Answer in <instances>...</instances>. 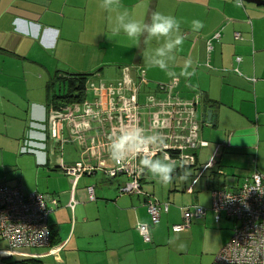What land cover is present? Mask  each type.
<instances>
[{"label":"crops","instance_id":"obj_1","mask_svg":"<svg viewBox=\"0 0 264 264\" xmlns=\"http://www.w3.org/2000/svg\"><path fill=\"white\" fill-rule=\"evenodd\" d=\"M121 3L135 19L147 21L158 10L186 21L174 70L179 73L191 57L196 88L179 77L174 92L187 103L196 93L201 95L196 117L200 139L207 142L195 150L192 168L218 176L216 185H227L222 189L229 191L237 190L254 170L264 173V5L241 0ZM99 4L100 0H0V179L58 202L55 207L48 204V225L51 247L59 251L33 248L25 259L42 264H223L215 257L232 235V220L216 223L207 208L204 217L173 232L172 225L182 222L181 208L187 206L170 207L150 228L152 241L146 243L137 225L150 223L145 204L149 193L120 195L118 188L129 178H107L101 172L80 177L73 189L71 176L49 166L48 84L57 75L86 74L97 83L106 76L115 83L122 77L121 67L137 65L145 71V93H156L158 83L172 80L144 65L143 44L129 48L123 34L108 39L109 13ZM193 19L204 24L198 32L190 28ZM208 109L216 114L214 122L201 121ZM62 156L66 165H73L80 160L79 145H66ZM90 161L113 166L109 159ZM149 177L145 172L141 186ZM88 186L94 187V199ZM197 205L206 208L188 207ZM0 247L7 248V242L0 239Z\"/></svg>","mask_w":264,"mask_h":264},{"label":"built area","instance_id":"obj_2","mask_svg":"<svg viewBox=\"0 0 264 264\" xmlns=\"http://www.w3.org/2000/svg\"><path fill=\"white\" fill-rule=\"evenodd\" d=\"M121 79L115 83H97L93 76L85 83V98L73 105L57 108L50 103L47 121V148L49 166L60 168L76 181L84 175L101 172L107 178L125 175L129 179L118 188V193H141V177L145 174L139 165L140 156L133 155L124 163L113 161L107 151L109 137L124 127L139 126L149 134L159 132L162 143L151 149L157 157L170 156L183 167H194L195 150L207 145L200 139L197 120V104L201 95L187 103L174 88L179 78L167 84L158 83L156 93H144L141 103L139 93L148 87L145 71L137 65L121 67ZM147 123L142 118V111ZM90 133L87 142L85 134ZM79 145L80 160L66 165L63 152L66 145ZM109 159L112 167H102L90 161ZM73 189L70 205L73 206ZM90 199H94V187L88 186ZM57 206V198L37 191L28 192L20 184L9 186L0 179V239L7 248H0V264L6 259H25L33 248L50 247L56 254L60 247H51L48 215ZM146 207L150 223H139L137 230L144 242L152 241L151 227L157 226L161 216L169 211V203L147 195ZM210 210L216 223L223 219L233 221L229 241L218 251L215 261L223 264H264V173L254 170L235 191L216 189L212 191ZM182 222L172 225L173 232L190 226L193 219L202 218L206 208L182 207Z\"/></svg>","mask_w":264,"mask_h":264},{"label":"clouds","instance_id":"obj_3","mask_svg":"<svg viewBox=\"0 0 264 264\" xmlns=\"http://www.w3.org/2000/svg\"><path fill=\"white\" fill-rule=\"evenodd\" d=\"M99 7L109 13L106 34L108 39L116 40L123 34L130 41L129 48L135 46L140 49L143 44L141 54L147 68L159 69L172 80L184 77L187 86L196 88L191 82V78L197 74L191 57L185 59L179 73L174 70L177 55L183 50L185 42L182 24L186 21L158 10L153 11L147 21L135 19L121 0H100ZM203 27V22L198 19H193L190 23V28L194 32ZM162 141L163 137L159 132L149 134L139 126L124 127L109 137L107 151L110 158L117 163H124L133 155L140 156L141 169L163 186L173 183L174 180H186L187 172L174 175L177 168H182L183 165L168 155L157 158L151 152V149Z\"/></svg>","mask_w":264,"mask_h":264},{"label":"rangeland","instance_id":"obj_4","mask_svg":"<svg viewBox=\"0 0 264 264\" xmlns=\"http://www.w3.org/2000/svg\"><path fill=\"white\" fill-rule=\"evenodd\" d=\"M99 80H101L99 81L100 83H109L110 81L114 82L115 79L103 76L102 79ZM144 93L145 92L143 91L139 93V100L141 101V103L144 100ZM141 112L143 113V120L146 122V124H148L147 116H145L143 110ZM184 172L188 173V177L186 180H174L173 183L167 186H163L149 177L146 182L142 183V190L149 194L150 192H152V196L157 198L161 202H169L171 208H176L178 206L191 207V205L199 204L205 205L207 209L210 208L212 202V191L216 189H222L224 187H229L227 185H216L218 181H220L218 176L212 175L208 171L200 173L198 170L192 167H178L174 175L178 176L180 174H183ZM224 178H230V176ZM221 179H223V177H221ZM168 195H170L169 198Z\"/></svg>","mask_w":264,"mask_h":264},{"label":"trees","instance_id":"obj_5","mask_svg":"<svg viewBox=\"0 0 264 264\" xmlns=\"http://www.w3.org/2000/svg\"><path fill=\"white\" fill-rule=\"evenodd\" d=\"M90 75L72 74V75H57L48 84V94L50 103L57 108L64 105H73L82 102L85 98V83ZM58 86V89L55 87ZM7 264H42L37 259H25L16 261L6 259Z\"/></svg>","mask_w":264,"mask_h":264},{"label":"water","instance_id":"obj_6","mask_svg":"<svg viewBox=\"0 0 264 264\" xmlns=\"http://www.w3.org/2000/svg\"><path fill=\"white\" fill-rule=\"evenodd\" d=\"M241 1L247 2V3H254L258 5H264V0H241ZM201 118H202L201 119L202 122L211 123V122H214L216 118V114H214L211 109H208L202 114Z\"/></svg>","mask_w":264,"mask_h":264}]
</instances>
